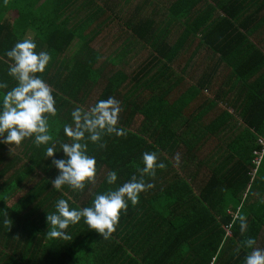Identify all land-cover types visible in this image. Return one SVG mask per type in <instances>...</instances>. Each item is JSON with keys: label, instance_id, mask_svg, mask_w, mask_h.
<instances>
[{"label": "trees", "instance_id": "1", "mask_svg": "<svg viewBox=\"0 0 264 264\" xmlns=\"http://www.w3.org/2000/svg\"><path fill=\"white\" fill-rule=\"evenodd\" d=\"M71 1L65 5L66 0H0V83L8 88L15 83L7 74L4 51L18 40L32 39L36 50L50 55L38 75L51 87L55 100L56 111L48 114L47 121L52 141L68 140L64 124H71L75 107L87 109L85 102L94 90L98 95L92 105L108 96L120 102L117 126L124 134H105L103 147L85 141L87 153L96 158V172L82 190L67 185L51 189L49 180L56 170L48 167L44 156L48 145H34L31 136L18 145L0 144V264H243L251 251L244 241L251 237L253 247L261 248L264 226V180L260 177L264 152L251 174L252 151L259 147L256 138L264 135V0H253L251 6L245 5L246 0H177L179 10L171 14L184 18L186 26L171 43L160 39L151 45L154 52L147 65L158 62L161 66L149 70L142 66L130 77L133 83L128 87L123 86L128 77L122 70L103 77L102 70L95 68L97 54L86 61L68 57L77 32L68 26L70 14H65ZM7 5L16 13L2 19L1 10L6 12ZM217 9L221 15L212 16ZM127 26L146 38L139 23ZM196 33H200V46L224 64L227 81L223 86L221 81L212 83L216 69L200 76L194 97L202 95L204 103H195V112L189 113L199 117L186 120L187 131L179 133L169 123L176 111L164 107L167 93L150 101L144 97L146 90L162 92L163 86L178 84L180 77L170 65ZM233 79L234 91L227 95L225 89ZM203 89L209 93H201ZM230 105L246 133L230 150L216 144L214 158L210 138L230 125L233 113L226 109ZM137 116L141 119L135 125ZM14 147L19 150L15 154ZM149 151L157 153L164 167L144 175L151 187L138 194L135 205L129 203L121 211L108 238L89 229L83 218L65 229L69 239L46 237L45 214L55 210L57 199L67 200L70 208L90 206L95 194L139 176L141 153ZM109 170L117 173L114 184L105 180ZM240 216L246 221L243 233Z\"/></svg>", "mask_w": 264, "mask_h": 264}, {"label": "clouds", "instance_id": "2", "mask_svg": "<svg viewBox=\"0 0 264 264\" xmlns=\"http://www.w3.org/2000/svg\"><path fill=\"white\" fill-rule=\"evenodd\" d=\"M34 40L24 38L16 41L3 53L8 58L7 74L13 79L14 86L8 88L0 83V144H20L27 137H32L36 146L48 145L44 156L49 160L48 167L56 170V175L49 180L51 189L60 190L67 185L73 190H82L86 183H91L96 172V158L87 153V142L99 143L103 147L105 134L121 136L124 130L117 126L120 102L112 96L97 100L87 109L75 107L71 113V124L65 123L63 133L66 141H52L49 134L48 114H54L55 100L51 87L41 75L50 61L47 51L36 50ZM59 148H56V144ZM60 153L61 155H54ZM143 167L138 169L139 176L133 175L114 189L97 193L90 206L69 207L65 199H57L54 211L46 212L45 223L48 238L69 239L65 229L83 218L89 229L95 230L103 238H108L114 230L122 210L135 205L138 194L151 187L145 184L144 175L154 174L156 168H163L154 151L141 153ZM105 180L114 184L117 173L109 170ZM7 223V221H5ZM239 229L243 233L246 221L239 217ZM255 241L248 237L243 246L251 248L243 258V264H264V248L253 247Z\"/></svg>", "mask_w": 264, "mask_h": 264}, {"label": "crops", "instance_id": "3", "mask_svg": "<svg viewBox=\"0 0 264 264\" xmlns=\"http://www.w3.org/2000/svg\"><path fill=\"white\" fill-rule=\"evenodd\" d=\"M69 1L71 0H66L65 5ZM73 1L74 0L71 1L72 3L70 2L71 6L69 9L66 8L65 10L66 15L70 14L67 22L68 26L72 28L74 27V29L77 31L71 45L86 46L87 44H90V41L86 42V39H93L95 35H97V39L103 38L98 39V46H105V40L108 36L112 40H116L114 43L115 46L112 49L113 63L117 62L115 66H118L119 68L120 65L118 63L122 62L123 67H120L119 70L124 71L128 77V79L123 82V86L125 85L127 87L131 85V82L133 83V80L129 82L130 77H132L136 71H142V66L145 67L146 65L148 70L150 68H159L161 66V64L158 62L153 67H151V65H147V63L151 62L152 54L154 52V50L151 48V45L157 44L156 41H160V39H166V41L171 43L186 26L184 24V18L179 17L178 19L174 17L175 15L171 14V12L175 13L179 10L178 6L175 7L177 0H76L74 4ZM221 1L222 3L226 2L225 0ZM211 3L213 2L211 1ZM245 3V5L251 6L254 1L246 0ZM77 7H81V9L76 11L77 13L73 15V11ZM215 7L218 8L219 4H215ZM5 10L6 9L1 10L3 13L2 19L13 18V14L16 13V10L10 8L9 5H7L6 12ZM221 13L222 11L217 9V12L212 16L218 14L221 15ZM79 22L81 24L80 28ZM129 22L139 23L140 26L144 28L143 31L146 38H142L141 36L134 34V32L131 30V27L127 26ZM91 27H96L98 29H91ZM104 31L109 32L107 35H104ZM198 35H200V33H196L194 37H192L187 43L184 44V46H182V49L178 53L176 60H174V63L170 65L177 76L180 77L178 84L176 83V85L172 87L163 86L165 88L163 90L164 92H159L158 90L155 92L146 90V95L144 97V100L148 98L150 101L161 93H167L164 98L166 101H164V107H171L172 109L170 110L176 111V115H171L169 117V123L171 124L172 128L179 133L182 131L185 133L187 131L186 127H184V122L186 120L196 119L199 117L191 116L189 113H191V109L193 110L194 107L200 106L202 103H204L202 100V95L194 97L196 96L194 90L197 88V81L200 76L207 72V70L211 71L216 69L215 72L212 71V83L215 81H221L223 86L227 81L225 74L228 71H226L223 67L224 64L221 63L216 55H211L208 53L207 49L200 46ZM105 49L106 47L103 48L102 51L105 52ZM99 51L93 50V53L97 54L98 58L104 54L103 52ZM105 60L111 59L106 57ZM218 60L220 61V64ZM198 64L199 69L196 70V66ZM191 66L192 70L194 71V76L192 77L193 81L190 80V76H186L187 71L191 70ZM118 68L116 70H118ZM149 73L153 72L150 71ZM235 81L236 79H233L230 83L231 86L226 87L225 91L226 93L228 92L227 95L233 93ZM201 93L208 94L209 90L203 89ZM195 103L196 106H194ZM226 109L233 113V117L231 118L230 125L226 126V129L223 132L218 133L216 137L210 138L213 142L211 144L212 151L210 150V154L213 155L214 158L218 156V154L215 153L216 144L219 147H223L225 149H228L229 147L230 150V146H234L235 142L240 139V136L246 133L245 125L241 123L239 117L235 114V112H233V105H230V107L228 106ZM193 112H195V110H193ZM260 177L264 180V163ZM259 187L261 188V186ZM263 198L264 189L261 200ZM229 211H232L231 208L228 209V212ZM261 248H264V226L261 228Z\"/></svg>", "mask_w": 264, "mask_h": 264}, {"label": "rangeland", "instance_id": "4", "mask_svg": "<svg viewBox=\"0 0 264 264\" xmlns=\"http://www.w3.org/2000/svg\"><path fill=\"white\" fill-rule=\"evenodd\" d=\"M44 0H40V2H43ZM104 27V25H103ZM91 29H98V28H93L91 27ZM100 30V29H99ZM104 30V29H103ZM92 32V30H91ZM90 32V34L92 35V33ZM106 32V33H105ZM109 31H104L103 34L104 35H107ZM98 39H103V38H98ZM97 39V35L94 36V38H89V39H86V42L87 41H90V44H87L86 46H82V45H76L75 48L72 50V48L74 47L73 45H70L69 49L68 50H72V52L68 55V57H75L77 60H80V61H86L88 60L87 58L88 57H91L90 55L93 53V50H97V51H101L103 52V48L106 47V51L103 52L104 54H102V56H100L98 59H97V62L95 63V68L98 66L101 70H102V74H103V77H106L108 76L110 73L114 72L118 66H115L117 64V62L113 63V47L115 46L114 43L116 42V40H112L109 36L106 37V40H105V46H98V42L99 40ZM73 43V42H72ZM71 43V44H72ZM83 44V42H82ZM99 51V52H100ZM98 52V53H99ZM100 54V53H99ZM209 55V54H208ZM107 58L111 59V60H105ZM203 59V58H202ZM120 62V61H118ZM120 65V67H123V64L122 62L118 63ZM120 67L118 69H120ZM125 68V67H124ZM199 69V64L196 66V70ZM194 71L192 70V66H191V70L187 71V74L186 76L189 77L190 76V80L193 81L192 77L194 76ZM98 95V92L97 90H94L91 95L88 97V99L86 100L85 102V106L88 108L89 106L92 105L93 101L95 100L96 96ZM141 119L140 116H137L136 118V122L135 124H137V122ZM15 151H19L18 150V147H14L12 149V152ZM13 154H15L13 152ZM26 158H24V162H25ZM258 175V174H257ZM19 194V193H18ZM15 199V196L13 197V199H11L10 201H13ZM9 201V202H10Z\"/></svg>", "mask_w": 264, "mask_h": 264}, {"label": "built area", "instance_id": "5", "mask_svg": "<svg viewBox=\"0 0 264 264\" xmlns=\"http://www.w3.org/2000/svg\"><path fill=\"white\" fill-rule=\"evenodd\" d=\"M256 142L259 145L258 148L253 149L252 153H253V157H252V162L254 163L255 167L252 169V176L254 175L257 166L259 165L260 161H261V157L263 155L264 152V135H258L256 138ZM212 264V263H210Z\"/></svg>", "mask_w": 264, "mask_h": 264}]
</instances>
